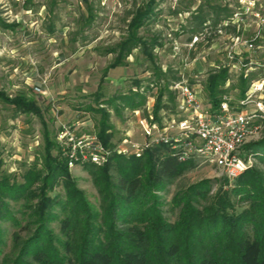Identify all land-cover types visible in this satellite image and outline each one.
<instances>
[{
  "label": "trees",
  "instance_id": "1",
  "mask_svg": "<svg viewBox=\"0 0 264 264\" xmlns=\"http://www.w3.org/2000/svg\"><path fill=\"white\" fill-rule=\"evenodd\" d=\"M155 7L150 0L132 13L128 36L111 48L110 53L119 52L114 67L137 48L151 59L156 38L142 40L137 32ZM223 10L225 15L215 14L213 27L229 16ZM205 21L192 32L201 31ZM153 71L154 77L133 81L135 91L128 88L85 107L99 116L94 135L105 148L112 137L110 108L117 115L125 109L142 110L155 88L157 125L162 128L177 118L176 93L170 87L180 77L170 69ZM256 77L236 78L231 86L236 99ZM230 79L227 68L208 72V107L216 108L228 95ZM102 97L97 94L98 101ZM0 100L18 114H38L29 98L9 100L0 94ZM48 134L42 150L19 172L3 170L0 158V264H264V137L243 146V155L253 153L257 162L232 183L225 177L203 179L175 191L169 202L170 188L198 159L181 162L165 144L146 148L139 156L112 151L102 166H82L97 194V204H92ZM166 212L174 215L173 221ZM8 234L10 248L5 252Z\"/></svg>",
  "mask_w": 264,
  "mask_h": 264
},
{
  "label": "rangeland",
  "instance_id": "2",
  "mask_svg": "<svg viewBox=\"0 0 264 264\" xmlns=\"http://www.w3.org/2000/svg\"><path fill=\"white\" fill-rule=\"evenodd\" d=\"M149 2L0 0V94L9 100L19 96L29 98L38 110V114H18L11 105L0 100V158L3 159V170L17 173L23 163L31 162L36 152L42 150L46 131L57 147L56 135L61 124H75L79 135H93L99 116L85 111V107H95L96 103L119 92L126 93L128 88H136L133 81L152 77L154 67L162 72L170 69L180 80L184 79L198 91L205 107L204 83L208 72L227 68L231 79L225 88L229 98L236 100L237 90L231 86L242 74L226 62L227 51L233 44L230 36L233 33L223 31L217 34L211 30L196 47H189L192 36L196 34L191 31L192 27H199L200 20L205 18L209 20L208 26L213 27L215 14L225 15L223 0H155L154 15L137 32L142 40L156 38L151 59H147L145 53L137 48L123 59L122 64L113 66L119 52L110 53L111 48L128 36L132 13L138 6ZM207 23L201 24L203 29ZM245 36L250 37V33L246 32ZM260 42V48L250 58L262 64L264 33ZM246 57L248 54L243 53V58ZM248 67L254 68L250 75H264L261 67ZM157 93L155 88L138 112L125 109L117 115L110 108L112 137L107 150L128 149L125 140L136 145L145 142L141 121L155 120ZM97 94L103 96L99 101ZM263 137L264 128L250 137L245 145L259 142ZM248 155L252 157V165L256 164L253 153ZM196 164L170 188L166 196L168 202L175 191L188 184L223 177L218 168L202 159ZM68 170L76 186L85 192L92 204H97V194L89 175L82 167ZM166 216L170 221L175 218L170 212H166ZM6 241L8 247L5 252H8L9 234Z\"/></svg>",
  "mask_w": 264,
  "mask_h": 264
},
{
  "label": "built area",
  "instance_id": "3",
  "mask_svg": "<svg viewBox=\"0 0 264 264\" xmlns=\"http://www.w3.org/2000/svg\"><path fill=\"white\" fill-rule=\"evenodd\" d=\"M223 1V7L230 12L229 17L216 27L207 23L206 28L192 36L189 47H196L211 30L220 34L230 29L233 44L227 51V65L231 64L232 69L249 78L254 68L248 65L259 66L264 71V63L259 64L250 58L260 48L264 33V0ZM246 32L250 37L245 36ZM243 53L248 57L243 58ZM170 89L176 93L177 118L162 128L151 117L149 121L142 120L146 138L142 145L125 140L128 149L109 151L96 135H79L75 124H61L56 135L57 149L65 158L68 169L85 164L102 166L112 151L139 156L144 149L159 144L169 146L181 162L191 158L202 159L218 168L230 182L252 166V157L243 155L242 148L250 137L264 128V75L249 81L242 98L233 101L225 95L216 108L205 107L198 91L184 79Z\"/></svg>",
  "mask_w": 264,
  "mask_h": 264
},
{
  "label": "crops",
  "instance_id": "4",
  "mask_svg": "<svg viewBox=\"0 0 264 264\" xmlns=\"http://www.w3.org/2000/svg\"><path fill=\"white\" fill-rule=\"evenodd\" d=\"M229 15H230V12H229ZM228 17H229V16H228ZM222 21H223V20H222ZM222 21H220L219 24H220ZM207 22L209 23V21H207ZM209 24H210V23H209ZM219 24H218V25H219ZM216 26H217V25H216ZM192 28H193V27H192ZM191 31H192V29H191ZM230 32H231L230 29L226 30V33H230ZM194 33H197V32H194Z\"/></svg>",
  "mask_w": 264,
  "mask_h": 264
}]
</instances>
